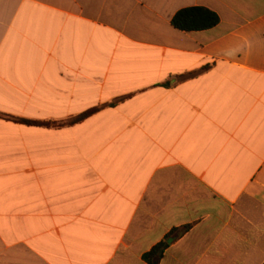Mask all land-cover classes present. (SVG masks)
Segmentation results:
<instances>
[{
  "label": "crops",
  "instance_id": "1",
  "mask_svg": "<svg viewBox=\"0 0 264 264\" xmlns=\"http://www.w3.org/2000/svg\"><path fill=\"white\" fill-rule=\"evenodd\" d=\"M120 98L0 118V264H264V0H0V113Z\"/></svg>",
  "mask_w": 264,
  "mask_h": 264
},
{
  "label": "trees",
  "instance_id": "2",
  "mask_svg": "<svg viewBox=\"0 0 264 264\" xmlns=\"http://www.w3.org/2000/svg\"><path fill=\"white\" fill-rule=\"evenodd\" d=\"M220 22L219 16L207 9L205 7H187L179 10L172 18L171 25L180 31L192 32V31H203L208 30ZM125 98H120L115 102L109 103L107 105L99 106L91 108L77 116L71 117L64 121H37V120H29L23 118H17L11 115H7L4 113H0V118L5 120H10L22 124H26L29 126H38L45 128H64L71 127L82 123L86 119L95 115L99 111H101L105 107H113L117 105L119 102H122ZM190 225L183 227L182 229H172L170 233L163 239L161 242L157 243L155 246L151 248L150 251L145 253L142 258L147 264H158L160 260L163 258L165 251L169 248L168 239L174 236H181L185 234L189 229Z\"/></svg>",
  "mask_w": 264,
  "mask_h": 264
},
{
  "label": "water",
  "instance_id": "3",
  "mask_svg": "<svg viewBox=\"0 0 264 264\" xmlns=\"http://www.w3.org/2000/svg\"><path fill=\"white\" fill-rule=\"evenodd\" d=\"M173 241V239H168V243H171Z\"/></svg>",
  "mask_w": 264,
  "mask_h": 264
}]
</instances>
